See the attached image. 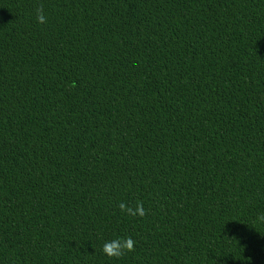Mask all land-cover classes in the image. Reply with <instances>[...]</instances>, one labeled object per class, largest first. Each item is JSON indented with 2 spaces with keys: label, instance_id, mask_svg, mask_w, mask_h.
Returning a JSON list of instances; mask_svg holds the SVG:
<instances>
[{
  "label": "trees",
  "instance_id": "trees-1",
  "mask_svg": "<svg viewBox=\"0 0 264 264\" xmlns=\"http://www.w3.org/2000/svg\"><path fill=\"white\" fill-rule=\"evenodd\" d=\"M261 214L264 0H0V264H264Z\"/></svg>",
  "mask_w": 264,
  "mask_h": 264
},
{
  "label": "clouds",
  "instance_id": "clouds-1",
  "mask_svg": "<svg viewBox=\"0 0 264 264\" xmlns=\"http://www.w3.org/2000/svg\"><path fill=\"white\" fill-rule=\"evenodd\" d=\"M36 20L42 25L47 23V17L42 5L36 9ZM118 208L121 213L129 217L143 218L147 214L142 201L136 202L134 206L122 201L118 204ZM257 220L264 223V214L259 215ZM135 245L136 241L131 237H116L103 244L102 253L109 259H120L126 253L134 252Z\"/></svg>",
  "mask_w": 264,
  "mask_h": 264
}]
</instances>
